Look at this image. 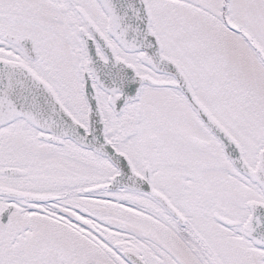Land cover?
I'll return each mask as SVG.
<instances>
[{"label": "snow or ice", "instance_id": "obj_1", "mask_svg": "<svg viewBox=\"0 0 264 264\" xmlns=\"http://www.w3.org/2000/svg\"><path fill=\"white\" fill-rule=\"evenodd\" d=\"M0 264H264V0H0Z\"/></svg>", "mask_w": 264, "mask_h": 264}]
</instances>
